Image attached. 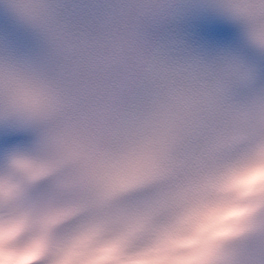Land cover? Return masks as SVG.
<instances>
[{"label":"clouds","instance_id":"clouds-1","mask_svg":"<svg viewBox=\"0 0 264 264\" xmlns=\"http://www.w3.org/2000/svg\"><path fill=\"white\" fill-rule=\"evenodd\" d=\"M200 2L264 61V0ZM191 6L0 0L31 41L0 39V121L36 132L16 181L0 174V264H264V70L179 38ZM53 174L96 214L11 194Z\"/></svg>","mask_w":264,"mask_h":264},{"label":"snow or ice","instance_id":"snow-or-ice-1","mask_svg":"<svg viewBox=\"0 0 264 264\" xmlns=\"http://www.w3.org/2000/svg\"><path fill=\"white\" fill-rule=\"evenodd\" d=\"M214 38L218 37L209 36L208 39ZM35 134V129L23 121H0V136L7 138L9 143L20 141L0 152V174L7 168L11 182L17 179L16 166L30 155L32 146L27 143L28 137ZM11 194L18 197L22 208L32 211L47 210L51 219L61 222L80 220L97 212L96 205L84 199L79 192L61 187L56 174L33 182L20 183L11 189ZM128 196L131 199L135 194L129 193Z\"/></svg>","mask_w":264,"mask_h":264}]
</instances>
